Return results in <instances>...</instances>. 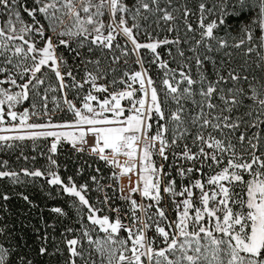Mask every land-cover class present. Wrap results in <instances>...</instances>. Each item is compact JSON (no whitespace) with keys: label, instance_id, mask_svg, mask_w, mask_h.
Listing matches in <instances>:
<instances>
[{"label":"snow or ice","instance_id":"snow-or-ice-1","mask_svg":"<svg viewBox=\"0 0 264 264\" xmlns=\"http://www.w3.org/2000/svg\"><path fill=\"white\" fill-rule=\"evenodd\" d=\"M238 4L229 43L225 3L0 0V264H264V74L229 51L264 73V0ZM14 198L39 213L19 232Z\"/></svg>","mask_w":264,"mask_h":264},{"label":"trees","instance_id":"trees-1","mask_svg":"<svg viewBox=\"0 0 264 264\" xmlns=\"http://www.w3.org/2000/svg\"><path fill=\"white\" fill-rule=\"evenodd\" d=\"M128 3H132V0H127ZM178 3H184L185 0H176ZM204 2L209 8H211L214 4L219 3H225L228 5L227 8L222 10L217 9L216 12H213L211 19H216L217 23L221 25L219 27V30L215 33L219 37L227 38L229 43H232L231 37H238L240 35V27L245 24H250L253 19L257 17L258 9L255 7H244L240 8L238 4V0H187V3L189 6L197 10L198 5ZM198 14V13H197ZM193 22H195L196 17H192ZM261 35L260 30L257 28L255 32V36L259 37ZM229 51H232L233 55L231 57L232 66H236L238 69L243 68V74L248 75L249 79L252 78V75H256L257 77L261 76L262 71L259 67H257L255 64H252L251 67L244 65V59L242 55H240V52L243 51L242 49L237 51L234 49H229ZM67 55V54H66ZM166 55V51H165ZM216 58L219 60L224 57L223 52L216 53ZM227 59V58H226ZM254 59V57H253ZM71 62V61H70ZM209 73H211V65H207ZM247 87V85H244ZM57 115L63 116V113H58ZM66 119L71 118V114L69 113L66 117ZM45 146L42 144L39 146L38 150H44ZM26 151L31 152L30 145L26 149ZM35 154V153H32ZM0 156H3V154H0ZM66 157H70L71 159L68 160V163L70 165V171H75L76 169L80 167L85 168V177L89 175V173L92 172L93 169H95L96 164H98V167L100 168L101 172L104 174V176L110 175L109 168L102 163L101 161L97 160L94 156H90L87 153L85 154H76L73 152L70 144H65L62 152L60 153V160L64 161ZM6 158V157H5ZM14 160V157H12ZM8 187L10 190L9 185L5 181H0V190ZM19 190V189H18ZM93 197H95L97 194L95 192L91 193ZM47 199L46 197H43L42 194L40 196V200ZM39 202V201H38ZM48 207L53 206H61L64 207L66 211H69V215H74L72 210L68 208V206L64 203L63 200L56 199V200H48ZM43 206V205H42ZM8 210L11 213L10 216L7 217L9 224L15 223L16 231H21L20 229V220H25V222L30 221L31 223L35 224L37 223L36 219H32L33 216H38L39 213L33 210L32 213L22 215L21 213L26 212V206L24 205V202L19 199H13L8 205ZM3 214V213H0ZM45 218L48 220L49 223L53 222V217L49 216L47 211L44 213ZM65 223L68 221L65 220ZM24 233L26 235V238L28 240L29 244H33L35 238L32 236L31 230L25 228ZM159 242V241H158ZM51 243V242H50ZM66 254V253H65ZM94 258L97 260V264H99V258L95 256V253H93ZM43 264H62V258L59 255H54L52 257L45 256L43 258Z\"/></svg>","mask_w":264,"mask_h":264},{"label":"built area","instance_id":"built-area-1","mask_svg":"<svg viewBox=\"0 0 264 264\" xmlns=\"http://www.w3.org/2000/svg\"><path fill=\"white\" fill-rule=\"evenodd\" d=\"M101 162L104 163L103 161H101ZM97 167H98V164H96L95 168H97ZM107 167H108V166H107ZM117 203H119V201H118ZM152 234H153L152 232H149V233H148L149 236H151Z\"/></svg>","mask_w":264,"mask_h":264}]
</instances>
